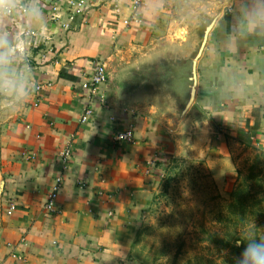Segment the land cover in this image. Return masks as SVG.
Here are the masks:
<instances>
[{
    "label": "crops",
    "instance_id": "obj_1",
    "mask_svg": "<svg viewBox=\"0 0 264 264\" xmlns=\"http://www.w3.org/2000/svg\"><path fill=\"white\" fill-rule=\"evenodd\" d=\"M131 1L86 0L78 13V0H38L42 20L16 25L11 66L30 88L27 101L0 94L9 158L0 264H139L133 241L173 158H207L220 185L234 181L229 141L264 151V29L248 30L245 0H146L137 20ZM132 49L136 67L184 61L191 104L161 112L153 99L117 97L108 80L83 121L97 63L109 74L115 53ZM129 125L133 140H115ZM58 176L59 210L49 214Z\"/></svg>",
    "mask_w": 264,
    "mask_h": 264
},
{
    "label": "rangeland",
    "instance_id": "obj_2",
    "mask_svg": "<svg viewBox=\"0 0 264 264\" xmlns=\"http://www.w3.org/2000/svg\"><path fill=\"white\" fill-rule=\"evenodd\" d=\"M135 58L134 49L115 53L109 70L114 94L130 99H153L161 112L171 107L174 114L183 113L190 95V86L185 85L181 76L186 63L178 60L177 55H165L139 67L127 63ZM6 136L0 127V223L9 165ZM260 151L238 140L229 141L227 157L231 159L234 181L230 183L225 176L220 185L207 158L185 154L173 158L154 184L152 201L133 241V258L139 264H234V258L244 247L243 243L237 247L235 241L243 239L245 233L259 238L264 232V223L258 225L253 218L242 222L245 228H240L236 209L230 205L238 173L246 178ZM260 173L263 180L264 168ZM260 197L264 199V194Z\"/></svg>",
    "mask_w": 264,
    "mask_h": 264
},
{
    "label": "clouds",
    "instance_id": "obj_3",
    "mask_svg": "<svg viewBox=\"0 0 264 264\" xmlns=\"http://www.w3.org/2000/svg\"><path fill=\"white\" fill-rule=\"evenodd\" d=\"M241 7L245 10L250 32L264 29V0H245ZM41 20L38 0H30L27 4H20L18 0H0V94L17 102L27 101L30 82L22 70L17 71L11 66L17 60L15 45L19 33L16 25L20 21L33 25ZM241 243L244 247L234 258V264H264V237L256 238L245 233L243 239L235 241L237 247Z\"/></svg>",
    "mask_w": 264,
    "mask_h": 264
},
{
    "label": "built area",
    "instance_id": "obj_4",
    "mask_svg": "<svg viewBox=\"0 0 264 264\" xmlns=\"http://www.w3.org/2000/svg\"><path fill=\"white\" fill-rule=\"evenodd\" d=\"M146 0H132L131 1V9H132V17H134L136 20L139 18V9L142 5H144ZM18 3L20 4H26V0H19ZM86 0H78L77 7L74 8V10L78 13L84 12L86 8ZM57 7H54L53 10L56 11ZM54 15V14H53ZM129 20H125V22H128ZM109 80V74L107 72V65L103 61H99L97 65L95 66V69L93 73L91 74V77L88 79V82L84 84V86L89 89V93L87 94V100L88 104L84 109L82 120L85 121L92 113H93V103L92 99L95 97V95L103 94L100 90V87L103 84H106ZM104 97V94H103ZM114 139L117 141H126L131 142L133 140V127L132 125L127 126L124 130L117 131L114 135ZM62 156L64 159L65 164L68 162V158L71 156L72 151L70 147L66 148L64 151H62ZM60 182L61 177L58 176L56 178L55 184L51 188L50 192L47 195L45 207L48 211V213L53 214L58 212V205H57V196H58V189L60 188Z\"/></svg>",
    "mask_w": 264,
    "mask_h": 264
},
{
    "label": "trees",
    "instance_id": "obj_5",
    "mask_svg": "<svg viewBox=\"0 0 264 264\" xmlns=\"http://www.w3.org/2000/svg\"><path fill=\"white\" fill-rule=\"evenodd\" d=\"M261 159L263 160L261 161ZM263 162L264 151H260L253 159L248 176L244 178L238 173L236 185L230 194V205L236 209L235 213L239 217V222L241 221L240 228H245L242 222H245L248 219L251 220L252 218L258 225L264 223V199L260 197L264 194L262 193L264 178L262 180V175L260 173L264 168L261 167V163ZM254 227L257 228V225ZM256 234H258V232H256ZM260 235L263 236H260L259 238L264 237V232Z\"/></svg>",
    "mask_w": 264,
    "mask_h": 264
},
{
    "label": "water",
    "instance_id": "obj_6",
    "mask_svg": "<svg viewBox=\"0 0 264 264\" xmlns=\"http://www.w3.org/2000/svg\"><path fill=\"white\" fill-rule=\"evenodd\" d=\"M193 89H192V87H191V90H190V95H189V104H191V102H192V100H193V97H194V95H193ZM188 104V105H189Z\"/></svg>",
    "mask_w": 264,
    "mask_h": 264
}]
</instances>
